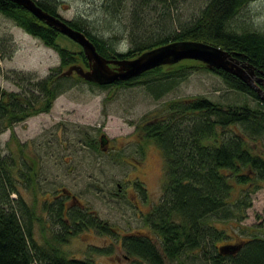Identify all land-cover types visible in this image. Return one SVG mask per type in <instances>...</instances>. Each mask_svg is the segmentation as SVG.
Segmentation results:
<instances>
[{
	"label": "trees",
	"instance_id": "1",
	"mask_svg": "<svg viewBox=\"0 0 264 264\" xmlns=\"http://www.w3.org/2000/svg\"><path fill=\"white\" fill-rule=\"evenodd\" d=\"M34 1L43 10L64 19L59 12L60 0ZM98 1L96 9L101 12L98 26L88 17L64 20L83 31L108 59H135L171 42L194 40L220 47L252 64L258 76L264 78V31L244 23L234 27L235 18L256 0H209L196 18L183 25H177V19L171 15L174 4L171 3L185 0ZM157 8L160 12L152 13ZM0 13L56 50L61 59L60 66L52 68L45 78L31 82L39 95L31 94V99L26 97L22 101L11 99L9 93L0 97V134L18 121V115L49 112L54 101L79 82L101 89L143 85L158 100L193 72L205 70L222 77L228 88L258 99V107L251 108L248 104L224 106L205 96L177 98L168 101L160 114H147L149 119L138 126V131L144 134V139L154 140L160 147L166 170L161 201L146 219L155 237L153 240L151 235L130 233L122 239L128 256L139 257L149 264L174 261L186 264L181 257L196 251L211 264H264V237L240 238L234 244L217 245L228 241L230 235L211 223L213 217L227 221L242 214L243 219L251 207L246 198L259 187L255 182H264V156L254 153L247 143L249 138L264 140V101L253 88L232 74L209 69L193 59L160 66L128 81L105 86L87 82L76 73L64 76L70 65L88 63L81 46L78 45L77 52L61 47L58 38L63 34L9 0H0ZM123 19L129 25L125 29L121 25ZM169 23L175 25L172 31ZM99 26L102 29L94 33ZM123 37L130 41L127 51L118 50L115 44L117 38ZM1 47L0 40V53L4 52ZM23 166L19 168L12 156L0 158V264H97L92 258H69L60 253L56 244L67 243L72 235L89 227L110 236L119 235V231L88 208L68 210V223L64 200L60 199L57 206L44 202V209L53 225L62 231L53 235V243H39L34 235L36 211L27 204L19 188V183L27 188L34 182L37 184V169ZM234 183L248 186L235 202L232 201ZM136 186L145 189L139 181ZM223 246L235 249L223 253ZM96 250L100 254L112 252L104 248Z\"/></svg>",
	"mask_w": 264,
	"mask_h": 264
},
{
	"label": "rangeland",
	"instance_id": "2",
	"mask_svg": "<svg viewBox=\"0 0 264 264\" xmlns=\"http://www.w3.org/2000/svg\"><path fill=\"white\" fill-rule=\"evenodd\" d=\"M208 1L172 2L171 15L177 19V25H183L196 18ZM98 3V0H60L59 12L66 20L88 17L98 26L101 22V12L96 9ZM159 8L152 13L160 12ZM235 19L234 27L244 23L264 31V0L250 3ZM169 24L172 31L175 25ZM121 25L123 29L129 27L126 19ZM99 27L94 29V33L102 29ZM0 40L4 50L0 53V90L19 93L21 89H27L29 96L39 95L31 82L45 78L52 68L60 66L59 53L26 33L2 13ZM58 44L70 51H79L78 44L64 35L59 36ZM115 44L120 51H127L130 47L126 37L117 38ZM73 65L89 70L88 63ZM247 74L251 77L249 72ZM258 77L263 78L255 70V78L252 79ZM193 96H205L224 106L248 104L256 108L259 101L228 88L222 77L205 70L193 72L158 100L143 85L101 89L79 82L60 95L49 112L33 114L2 132L0 158L12 156L19 168L23 169L27 164L31 169H37V184L34 182L27 188L19 183L25 201L36 211L38 220L34 225V235L37 241L51 243L53 235L62 231L53 225L49 212L44 209V202L57 206L60 199L71 201L63 192L66 189L80 200L83 204L81 209L85 207L97 212L103 221L119 231V235L102 234L93 228L83 229L70 237L67 243L56 244L60 253L69 258H92L97 264H149L139 257L128 256L122 239L134 233L151 235L154 240L155 235L146 219L161 201L166 181L165 160L160 147L154 140L144 139L138 126L149 119L147 114H160L168 101ZM102 136L110 140L106 150L100 146ZM247 143L254 153L264 156V140L249 138ZM137 181L144 185L146 193H136ZM255 183L259 187L246 198L251 207L243 219L242 214L227 221L217 217L211 219V223L230 235L228 241L217 242V245L234 244L240 238L264 237V182ZM234 185L233 202L248 187ZM244 192L247 193L248 189ZM98 248L111 249L112 252L100 254L96 250ZM205 258L198 251L181 257L186 264H211Z\"/></svg>",
	"mask_w": 264,
	"mask_h": 264
},
{
	"label": "water",
	"instance_id": "3",
	"mask_svg": "<svg viewBox=\"0 0 264 264\" xmlns=\"http://www.w3.org/2000/svg\"><path fill=\"white\" fill-rule=\"evenodd\" d=\"M9 1L24 7L39 20L57 29L61 34L81 46L89 70L85 71L79 65H72L64 71V76H71L76 73L87 82L105 86L117 81H128L160 66H171L182 60L193 59L204 63L209 69L223 70L238 77L253 88L259 98L264 101V79L259 77L256 80L252 79L255 78V67L220 47L194 40L175 41L146 51L135 59L111 60L97 51L94 43L83 31L71 27L61 17L43 10L34 0ZM247 70L251 77L247 74ZM230 249H235V247H221L223 253Z\"/></svg>",
	"mask_w": 264,
	"mask_h": 264
},
{
	"label": "flooded vegetation",
	"instance_id": "4",
	"mask_svg": "<svg viewBox=\"0 0 264 264\" xmlns=\"http://www.w3.org/2000/svg\"><path fill=\"white\" fill-rule=\"evenodd\" d=\"M29 92L30 91H28L27 89H21V91H19V93H10L9 92V95H11V99H13V100H17V101H22V100H25L26 99V97H28L29 99H31V96H29ZM8 92H6V91H1L0 90V97L1 96H3L4 94H7ZM15 95V96H14ZM28 99V100H29ZM23 107H26V105H22ZM26 117H29V114L28 115H26V116H24V115H18L17 116V120L18 121H16V122H13V125L14 124H16V123H18V122H24L23 120L26 118ZM22 118V119H21ZM19 124V123H18ZM11 127V126H10ZM109 142H110V140L107 138V137H105V136H102V138L100 139V146L101 147H103L105 150L106 149H108V145H109ZM13 158V160L16 162V159H15V157H12ZM144 188V187H143ZM139 189H137V191H136V193L138 192V193H143V191L142 190H139ZM146 189H144V191H145ZM63 192H65V193H67V195L66 196H69L70 198H71V201H68V202H66L65 200H64V207H65V209H66V211H65V214L67 215V212H68V210H72V209H74V208H78V207H80L81 208V206H83V204L80 202V200L77 198V197H75L74 195H72V193H70V191H67L66 189H64L63 190ZM128 193V192H127ZM145 193H146V191H145ZM61 200H63V199H61ZM78 205V206H77ZM138 206V205H137ZM83 209H85V207L83 208ZM66 220H67V222L69 223V219L68 218H66ZM88 229H90V227L89 228H85V230H88ZM71 231H73L72 229L70 230V232ZM72 236H76V234H74V235H72ZM71 236V237H72Z\"/></svg>",
	"mask_w": 264,
	"mask_h": 264
}]
</instances>
